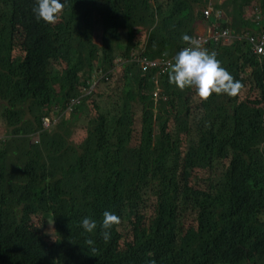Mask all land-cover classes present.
I'll list each match as a JSON object with an SVG mask.
<instances>
[{
	"label": "trees",
	"instance_id": "trees-1",
	"mask_svg": "<svg viewBox=\"0 0 264 264\" xmlns=\"http://www.w3.org/2000/svg\"><path fill=\"white\" fill-rule=\"evenodd\" d=\"M210 1L66 0L48 23L35 0H0V117L20 133L0 140V264H264V54L208 41L241 87L207 98L131 61L218 12L264 30V0ZM77 98L61 131L42 125ZM104 210L120 218L108 240Z\"/></svg>",
	"mask_w": 264,
	"mask_h": 264
},
{
	"label": "clouds",
	"instance_id": "clouds-1",
	"mask_svg": "<svg viewBox=\"0 0 264 264\" xmlns=\"http://www.w3.org/2000/svg\"><path fill=\"white\" fill-rule=\"evenodd\" d=\"M65 3L66 0H35L32 12L37 20L42 19L45 22L53 23L56 21L58 14L64 7ZM253 7L255 9L252 13H250L249 10ZM246 10L249 13L247 17H252L257 24H260L263 21V17L258 14L257 7L255 5L251 4L250 6H247ZM225 19L228 20L229 17H226ZM207 20L208 19H205V22ZM209 28L210 29L208 31L210 32V34H207V31H204L203 33H197L196 31L195 35L203 34L204 36L209 37L213 34V25H210ZM229 29L233 33L244 34V36H247L245 35L247 33L253 34L256 37L259 35V33L255 32L254 29L247 30L246 28H244L238 32H234L232 28ZM263 31L264 30H261V32ZM180 38L182 41L187 42L189 46L184 47L187 44L186 43L183 46L179 47L175 53H173L175 55L173 56V61L170 64V69H168L169 84H173L180 89H184L186 87L193 88L195 90V93L201 98H207L213 93H224L227 95H233L237 92V90L241 87L240 82L238 80H235L232 74L225 67L222 66L221 61L216 58L214 52H210L207 49H204L203 46L205 44L200 47L199 42L193 36L187 33H182ZM216 41L222 42L223 44H227L226 46H230L231 44L225 42L223 39H219ZM243 41H247L251 46L252 52H254L249 39L245 38V40ZM243 41L235 40L234 42ZM257 42H259L258 39ZM162 54L167 55L165 53ZM164 72L165 71L156 74L155 69V75ZM95 82L98 83L99 80L93 82L90 87V90L95 85ZM88 93L89 91L86 90L85 94ZM79 99L81 98L73 99L70 101L64 111L66 115H68L69 111L72 109L73 104L78 103ZM102 217L103 218L99 224V227L101 229L100 236L102 239L108 240L111 236V232L109 230L112 229L114 225L119 223L120 218L114 211L110 210H104L102 213ZM80 226L85 232L91 233L97 228V220L89 216H84L80 220Z\"/></svg>",
	"mask_w": 264,
	"mask_h": 264
},
{
	"label": "built area",
	"instance_id": "built-area-1",
	"mask_svg": "<svg viewBox=\"0 0 264 264\" xmlns=\"http://www.w3.org/2000/svg\"><path fill=\"white\" fill-rule=\"evenodd\" d=\"M212 11H213V8L211 6L206 7V9L204 10L207 16L210 15ZM221 15L222 13L218 12L217 16L220 17ZM245 35L247 36H244V34L233 33L227 27L221 28V27H217L216 25H213V34L211 36L206 37L203 34H196V35H193V37L199 42L200 47L206 44L208 41L213 40V39L214 40L223 39L227 43H232L235 40L243 41L245 40V38H247L251 42L254 52L264 54V31L261 32L257 37L250 33H247ZM210 38H213V39H210ZM257 39L259 40V42H257ZM187 46H189L188 43L184 47H187ZM174 55L175 54L168 56V55L162 54L158 59H149L140 53H135L134 55L131 56V61L138 63V65L140 66L142 70H147L148 68H154L156 69V74H157L159 72H163V71L170 69V64L173 61ZM155 92H154V96L156 95ZM46 124L49 125L48 119H44L43 121L44 127H48V125Z\"/></svg>",
	"mask_w": 264,
	"mask_h": 264
},
{
	"label": "rangeland",
	"instance_id": "rangeland-1",
	"mask_svg": "<svg viewBox=\"0 0 264 264\" xmlns=\"http://www.w3.org/2000/svg\"><path fill=\"white\" fill-rule=\"evenodd\" d=\"M210 2L214 4V2L217 3L218 1L217 0H211ZM254 9H255L254 7L251 8L249 10V12L252 13ZM223 21H226L225 17H217V16L215 17V16H213L212 18L210 17L206 22H205V19L197 18V20H196V30L195 31H197V33H200V32H198L199 31L198 30L199 25H206L207 27H209L210 25H216L217 27H221L222 28L223 27L222 26ZM227 28H230V27H227ZM201 33H203V32H201ZM207 34H210V32L207 31ZM118 64H119L118 62L115 63L114 70H118L119 69V67H117ZM120 75H121V73L119 71L116 72V78L117 79L120 77ZM97 84H99V83H97ZM27 116H29V113L26 114V117ZM64 117L67 118L68 115H66L64 111L60 112V107L55 104L52 107V111H49L48 112V116L45 117V118H48L50 120V125L48 126V129L60 130L59 127H61L62 122H63V121H60V120H62ZM30 121L33 122L32 119H29V123L25 127L26 129H30V128L34 127V126H30ZM58 123H59V125L56 128H54L55 124H58ZM46 125H48V124H46ZM12 133L13 134H17V135L20 134V133L9 132V128L5 127V120L0 117V140H1V138L4 139L5 137H7V135H9V136L12 135ZM29 133H30L31 136L32 135H36L37 136V133L33 134V133H31V131H29ZM201 173H203V171H201ZM209 174H210L209 172L205 171V174L203 175V177H206ZM13 182H14V180H13ZM6 188H7V190L5 191V195L8 197L7 201H9L13 197L15 189H14V186H7V185H6ZM8 191H11V192L7 193Z\"/></svg>",
	"mask_w": 264,
	"mask_h": 264
},
{
	"label": "crops",
	"instance_id": "crops-1",
	"mask_svg": "<svg viewBox=\"0 0 264 264\" xmlns=\"http://www.w3.org/2000/svg\"><path fill=\"white\" fill-rule=\"evenodd\" d=\"M257 7V6H256ZM249 13L247 12V15H248ZM229 18H232L230 15H229ZM210 28L209 27H207L206 25H199V27H198V30H199V32H204V31H208Z\"/></svg>",
	"mask_w": 264,
	"mask_h": 264
},
{
	"label": "bare ground",
	"instance_id": "bare-ground-1",
	"mask_svg": "<svg viewBox=\"0 0 264 264\" xmlns=\"http://www.w3.org/2000/svg\"><path fill=\"white\" fill-rule=\"evenodd\" d=\"M202 24V23H201ZM205 24V23H204Z\"/></svg>",
	"mask_w": 264,
	"mask_h": 264
}]
</instances>
